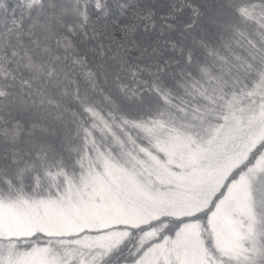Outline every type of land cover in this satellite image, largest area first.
<instances>
[{"label":"snow or ice","instance_id":"1","mask_svg":"<svg viewBox=\"0 0 264 264\" xmlns=\"http://www.w3.org/2000/svg\"><path fill=\"white\" fill-rule=\"evenodd\" d=\"M0 264H264V0H0Z\"/></svg>","mask_w":264,"mask_h":264}]
</instances>
